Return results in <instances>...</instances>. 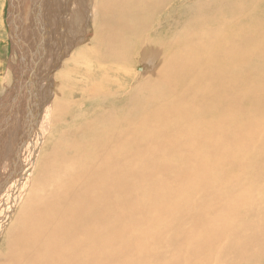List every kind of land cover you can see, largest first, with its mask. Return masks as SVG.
<instances>
[{
  "label": "bare ground",
  "instance_id": "obj_1",
  "mask_svg": "<svg viewBox=\"0 0 264 264\" xmlns=\"http://www.w3.org/2000/svg\"><path fill=\"white\" fill-rule=\"evenodd\" d=\"M35 7L11 27L23 79L8 112L25 134L0 161V264H264V0ZM87 29L34 167L49 120L38 85ZM147 42L163 55L132 86Z\"/></svg>",
  "mask_w": 264,
  "mask_h": 264
},
{
  "label": "rangeland",
  "instance_id": "obj_2",
  "mask_svg": "<svg viewBox=\"0 0 264 264\" xmlns=\"http://www.w3.org/2000/svg\"><path fill=\"white\" fill-rule=\"evenodd\" d=\"M35 5H36V0H18L15 2H14V0H0V151L2 153L0 155V161H2L4 159L2 161V165H1L2 171L5 169L7 171L9 169V165H10L11 161H13L14 154L16 153L17 149L19 148L20 138L18 137V134L20 136H23L25 134L23 132L24 128H23L22 122L19 121V118L16 119L15 123H10V116L11 115H9V114H11V113L8 112V110L10 108L9 107L10 102L12 100H14V97L11 96L12 97L11 98L10 96H6V95L10 91L12 94V92H14V87L15 86L17 87V84H19L18 82H20L23 79V75H22L21 69H20L21 68L20 67V59H21V54L23 53V50H22L21 54H19L18 50H16V52L18 54L15 53L14 50L16 47V40H15V43H13V38L11 36V30H12L11 27H12V25L19 27L23 21L25 22V26L29 25L30 24L29 16L33 15V13L36 9ZM23 6H26L25 7L26 10H24L25 8H23ZM51 24H53V23H51ZM50 28L53 31L54 24L52 25V27L50 26ZM29 30L30 29H28V31L27 30L23 31L22 35L26 34V37H27L29 34H31L29 32ZM91 30L87 29V32L81 31V33L79 35V39L77 40V42H74V45H72L69 48V51L66 52L65 55H63V57H61L58 61L54 62L52 64V66L49 67L50 73L49 72L47 73V76H50L47 79V80H50L49 86L46 83V77H44V79L42 80V82L40 84V85H42V87H40V85H38V88H40V90H39L40 93H38L40 95L39 99H41V100L45 99L46 100L48 98V100H46L45 104H46V106H48V109H49V112H48L49 115H48V117H46V119L47 120L49 119V120L47 121L46 125L40 127L41 135H40V138L38 140V143L36 144L37 148L35 147L36 149H35V153H34V157H33L34 167L37 165V163L40 162L41 155L46 151V149H47L46 146H47L48 142L50 141L49 138H52V131L54 128H52V121H50V118H51L50 112L52 111L51 105L59 94L58 88H57V81H59L58 73L67 71V68L64 64L66 62H68L69 59H72L73 51L75 52L81 46L86 45L89 42L90 38L93 37V29H91ZM53 33L57 37L55 31H53ZM28 38L29 37H27V39ZM45 42H47V41H45ZM23 44H24V42H22V45ZM158 53H159L158 57L160 58L163 55V49H161V45L155 44L152 42H147L146 44H144L141 53L134 56L135 59H134V62L132 64L131 69H132L134 76L136 75L137 78L134 79L132 86L136 85L139 82V80L141 79V76H143V74L147 75L148 73H150V71L153 68L156 67L155 63L157 64V62H156L157 58H156V60H154V62H153L154 66H152V68L150 65H148L149 62L147 63L146 61L148 60V56H151V55L157 56ZM152 57L155 58L154 56H152ZM153 58H151V61H153L152 60ZM67 75L68 76H66V78H72L71 74H69L68 71H67ZM42 77H43V75L41 76V78ZM27 92L28 91L26 90L23 95L20 94L22 97L18 98L21 101H23V102H20V110L22 111V113L24 110L26 112H28L27 104L28 105L30 104V101H28V103H27V99H29V98H27L28 97L26 94ZM38 94H37V96L34 95L35 96L34 98H37ZM18 99H16V100H18ZM35 101L42 103L40 100H37V99H35ZM6 104H7V106H6ZM53 105H52V107H53ZM1 106H4V107L2 108ZM81 107H82V104H81ZM16 123L17 124L20 123L21 124L20 126H22V128L19 129L18 125ZM13 125H14V127H13ZM28 125H30V124H28ZM65 127H66V125H65ZM12 128H16V129H12ZM13 137H16V139L14 141L12 140ZM62 137H63L62 133L58 132L57 138L60 139ZM26 138L28 139V135L26 136ZM54 139L55 138H53L51 141H53ZM59 139H57V140H59ZM3 149H4V152H3ZM28 149H30L29 146L25 147V149L24 148L22 149L23 151H22L21 156L23 157L22 159H24V160H26L27 153H25V152ZM43 149H44V151H43ZM48 152L49 151H47V153ZM3 153H4V158H3ZM6 171H5V173H6ZM28 189H26V191ZM13 191H14V189H13ZM26 191L23 190L24 193ZM9 193H11V192H9ZM257 196L260 197V194H257ZM19 206H20V204L18 203L16 205L17 210H18ZM2 239H3V237H1V235H0V246H1Z\"/></svg>",
  "mask_w": 264,
  "mask_h": 264
},
{
  "label": "water",
  "instance_id": "obj_3",
  "mask_svg": "<svg viewBox=\"0 0 264 264\" xmlns=\"http://www.w3.org/2000/svg\"><path fill=\"white\" fill-rule=\"evenodd\" d=\"M2 108L4 107V106H1Z\"/></svg>",
  "mask_w": 264,
  "mask_h": 264
}]
</instances>
